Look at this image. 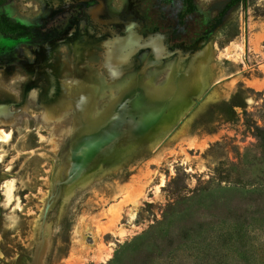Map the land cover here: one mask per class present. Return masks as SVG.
<instances>
[{
  "label": "rangeland",
  "instance_id": "1",
  "mask_svg": "<svg viewBox=\"0 0 264 264\" xmlns=\"http://www.w3.org/2000/svg\"><path fill=\"white\" fill-rule=\"evenodd\" d=\"M151 1H7L69 11L0 35V264H264V0L214 29L229 0H194L181 43Z\"/></svg>",
  "mask_w": 264,
  "mask_h": 264
},
{
  "label": "flooded vegetation",
  "instance_id": "2",
  "mask_svg": "<svg viewBox=\"0 0 264 264\" xmlns=\"http://www.w3.org/2000/svg\"><path fill=\"white\" fill-rule=\"evenodd\" d=\"M6 4L0 8L1 14L11 19H14L23 25L31 27L29 29V34L23 38L5 36L0 33V35L5 40L8 41L30 38L32 39L31 42L34 43L41 42L44 40V42L50 44L51 41L48 40V38L49 37L54 38L55 36H57L60 28L65 24L67 20L66 12L69 11V9H64L63 11L55 12L51 14L48 18H46L43 21L42 25L31 26L24 24L19 20H17L16 18H13L10 15H8L4 11V7L6 6ZM136 4H138L140 7L141 2H138ZM226 5L227 3L223 6V8L219 11L217 16L214 18L215 24L213 25V22L209 24L210 26L211 25L213 26L212 27L213 29L216 26L215 20L217 19L218 15L221 13V11L224 9ZM102 8L103 5L101 6V9ZM196 14H197V9L194 0L192 2V5H187L185 0H152L149 3L148 13L146 15L147 17L144 21L145 23L144 24L142 23V26L141 25L139 26H141V32H143L144 34H156L157 31L165 32L168 33L171 41H173L174 43H181L183 41V37L187 34L186 26L188 27L190 25H193V23H195ZM226 15L224 16V18L226 17ZM70 22H73V19ZM70 30H71V25L64 30L62 36L66 37V35L70 32ZM8 46H12V43L10 45H5L2 48Z\"/></svg>",
  "mask_w": 264,
  "mask_h": 264
},
{
  "label": "trees",
  "instance_id": "3",
  "mask_svg": "<svg viewBox=\"0 0 264 264\" xmlns=\"http://www.w3.org/2000/svg\"><path fill=\"white\" fill-rule=\"evenodd\" d=\"M8 0H0V8L7 3ZM187 5H192L193 0H185ZM247 0H230L224 7L221 13L218 15L216 24H220L223 21L224 16L238 4H245ZM31 27L23 25L14 19H11L0 13V33L5 36H13L15 38H23L29 34Z\"/></svg>",
  "mask_w": 264,
  "mask_h": 264
},
{
  "label": "water",
  "instance_id": "4",
  "mask_svg": "<svg viewBox=\"0 0 264 264\" xmlns=\"http://www.w3.org/2000/svg\"><path fill=\"white\" fill-rule=\"evenodd\" d=\"M19 42H31L32 41V39H28V38H26V39H20V40H18Z\"/></svg>",
  "mask_w": 264,
  "mask_h": 264
}]
</instances>
